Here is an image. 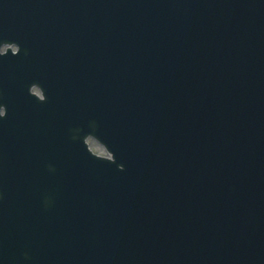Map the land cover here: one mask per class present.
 Here are the masks:
<instances>
[{
    "label": "water",
    "instance_id": "water-1",
    "mask_svg": "<svg viewBox=\"0 0 264 264\" xmlns=\"http://www.w3.org/2000/svg\"><path fill=\"white\" fill-rule=\"evenodd\" d=\"M107 2L109 3V21L95 18L93 15H76L77 0H69L70 9L62 5L61 0H49L48 13L45 18L42 12L36 9L37 17L42 22L41 25L36 27L35 24H29L48 46L62 48L66 41L73 40L75 54L71 49L58 54L48 53L46 61L43 60V63L49 67L46 69L47 72L50 69L51 73L54 74L53 76L59 75L60 73L58 74L57 71L61 72V62L68 55L73 54L74 60L76 59L78 63L74 69L79 86L91 90V96H94V104L98 101L95 95L99 93V91L96 92V83L101 85L103 91L110 98L107 109L103 108L97 112V116H94L93 112L90 111L87 128H83L81 124L72 126L69 128V134L67 132L68 123L64 125L66 132L64 136L66 135L65 137L70 139H79L84 145V137L88 133L97 134L99 125L102 134L109 140L120 135L131 138V135H126L122 129L125 132L135 131L133 126L137 128L138 125L134 122L136 120L134 113L140 112V110L154 109L158 97L160 104L171 100L175 105L178 102L188 107L184 102H187L189 98L214 93L215 88H217V86L213 87L216 78L227 73L228 68L247 57L248 51L252 48L249 45L264 44V11L253 20L248 21L244 38L229 40L240 29L239 26L247 15L252 16L251 13H257L264 8V6L261 7L264 5V0H190L188 8L175 14L170 9L163 8V0H107ZM171 2L175 6L181 7L179 0H172ZM216 4H222L225 8L226 17L220 32L216 28V17L211 13ZM0 5H4L3 0H0ZM95 8L96 4L91 6L93 13L96 11ZM18 29L14 30L18 32ZM15 31L14 33L17 34ZM15 34L10 35L15 37ZM219 39L222 40L218 43L219 45L210 44L213 40L218 41ZM104 46L107 47L109 59H106L105 62L98 61L97 57L101 55L99 51ZM220 47L224 56H219L225 61V69H216L215 65L212 64L215 59L206 57L208 50L215 51ZM49 48L55 51L53 47ZM20 52H26V48L22 47ZM120 58L122 62H119ZM46 70L42 72L43 76L41 77L48 80ZM36 81L38 82L37 79H31L23 82L24 90L29 93L30 85ZM14 86L16 87V84ZM163 90L166 92L161 94ZM16 92L14 94H18ZM153 94L159 96L150 99L149 97ZM18 97L20 95L11 94L8 99H11L12 103H18ZM26 99L33 102L32 105H35L36 111L41 109L37 106L44 104L34 95L27 94ZM214 99L211 97V100ZM0 100H2L1 91ZM52 109L51 106L46 107L44 114L50 116ZM155 112L150 111L151 114ZM163 116L168 117L165 114ZM171 116L179 126V130L168 135L166 142L162 145L165 149L160 152L154 168H151L154 176L162 175L160 170L175 166L182 152H176L178 151L175 149L177 137L179 134L182 135L190 131L186 122L177 121L176 116L172 114ZM39 117L45 116L40 114ZM12 119L14 117L7 120L0 118V128L6 130V124L11 123ZM73 124H77L76 121ZM119 127L122 129L118 130ZM1 129L0 144H3L7 149H4V153L0 150V170L6 178H10L9 175L17 177L20 172L19 165L15 159L10 161L12 158H9L8 155L12 154L9 148L11 145L18 147H22V145L17 142L14 143L9 132L6 130L8 136ZM45 132L48 133L49 129ZM43 135L40 136L41 144H38V151L33 160L38 163L43 162L45 170L52 168L53 173H56L58 164L52 161L53 155L58 153L60 149L59 142L61 139L59 140L56 136L44 139ZM63 142L64 139H62ZM22 149L26 148L22 147ZM123 149L128 150L126 146ZM129 149H131V143H129ZM120 152L121 150H118V155ZM128 153L132 155L130 151ZM3 154H5L4 158ZM122 155L123 159H130L125 152ZM115 156L116 160L112 163L117 166L119 160L117 154ZM60 164L61 168L65 169L70 166L69 162H66V165L64 162ZM103 164V168H112L110 163L103 162ZM112 170L114 171L113 177L123 178L119 176L116 170L113 168ZM78 171V173H84L87 179L92 180L111 177L109 173H104V177H96L87 167L82 169L79 167ZM121 171L131 174L127 172L126 168L121 169ZM0 179H2L1 176ZM43 180L44 174L41 178L44 187L37 191L40 206L45 208V214L52 213L54 205L61 212L60 208L65 204L58 201V197L63 187H59L58 184L60 185V183L58 182L46 184ZM203 180L212 181L208 176H205ZM31 182L32 191L40 181L35 179ZM139 185L133 182L129 187L137 191ZM73 187L77 191V186L73 185ZM0 190L3 193V197L1 194L0 198V218L2 216L0 220V264H32L29 245L25 242V247H23L24 245L19 246V238L7 230V208L11 201H5V191ZM69 190L71 191L70 187L67 190L70 196ZM148 190L151 192L152 200H160L156 194L152 193V189ZM160 190L164 189L160 188ZM63 193L66 191L63 190ZM164 202L161 200V205ZM13 205L16 210L26 207L17 202H13ZM28 212L21 211V214L25 216ZM181 227L185 228V226Z\"/></svg>",
    "mask_w": 264,
    "mask_h": 264
},
{
    "label": "rangeland",
    "instance_id": "rangeland-1",
    "mask_svg": "<svg viewBox=\"0 0 264 264\" xmlns=\"http://www.w3.org/2000/svg\"><path fill=\"white\" fill-rule=\"evenodd\" d=\"M89 141H90L91 146L94 148V150L99 151L102 154L103 152H105L102 145L98 143L96 140L90 138Z\"/></svg>",
    "mask_w": 264,
    "mask_h": 264
}]
</instances>
